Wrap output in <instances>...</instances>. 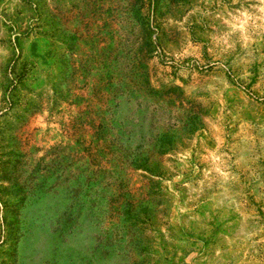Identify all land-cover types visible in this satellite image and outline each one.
Wrapping results in <instances>:
<instances>
[{
	"label": "rangeland",
	"instance_id": "obj_1",
	"mask_svg": "<svg viewBox=\"0 0 264 264\" xmlns=\"http://www.w3.org/2000/svg\"><path fill=\"white\" fill-rule=\"evenodd\" d=\"M0 264H264V0H0Z\"/></svg>",
	"mask_w": 264,
	"mask_h": 264
}]
</instances>
